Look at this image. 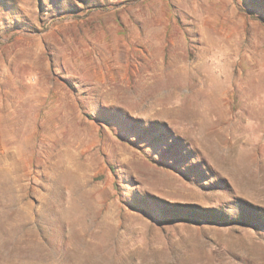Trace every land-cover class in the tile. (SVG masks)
Wrapping results in <instances>:
<instances>
[{
	"label": "rangeland",
	"instance_id": "obj_1",
	"mask_svg": "<svg viewBox=\"0 0 264 264\" xmlns=\"http://www.w3.org/2000/svg\"><path fill=\"white\" fill-rule=\"evenodd\" d=\"M0 212V264H264V0H0Z\"/></svg>",
	"mask_w": 264,
	"mask_h": 264
},
{
	"label": "bare ground",
	"instance_id": "obj_2",
	"mask_svg": "<svg viewBox=\"0 0 264 264\" xmlns=\"http://www.w3.org/2000/svg\"><path fill=\"white\" fill-rule=\"evenodd\" d=\"M78 164V163H77ZM62 165V164H61ZM65 167V166H64ZM69 169V168H68ZM63 172V171H62ZM75 174V173H74ZM62 177H63V179H65V180H74L75 179V176L73 177V174H71V173H65L64 175H61ZM8 177V176H7ZM58 177V176H57ZM18 178V177H17ZM74 178V179H73ZM60 179V178H59ZM61 180V179H60ZM69 183V182H68ZM59 184V183H58ZM68 185V184H67ZM62 186H63V184H62ZM72 187V186H71ZM47 188V187H46ZM62 188V187H61ZM21 189V188H20ZM50 189V188H49ZM63 190V189H62ZM62 190L61 189H54V190H51L52 191V193L53 194H55V195H62L61 193H62ZM65 190V189H64ZM28 191V190H27ZM72 191H74V192H77L78 194H81L80 196H79V198H85V193L84 192H81V190H80V188L78 187V186H74V187H72ZM4 193H6L9 197H10V203L7 205V207H13L14 208V206H15V202H16V210L19 212V214L17 215V216H20V217H27V215H29L28 214V212H26V209L25 208H23L22 206L23 205H21V207L18 205V201H19V199H18V197L20 196L19 194H18V190H14L13 188H6V189H4ZM27 193V192H26ZM27 195V194H26ZM49 196H50V193H49ZM51 196H52V194H51ZM88 196V195H87ZM22 197V196H21ZM20 197V198H21ZM39 197H40V195H39ZM42 197V196H41ZM57 197V196H56ZM75 197V196H74ZM55 198V197H54ZM3 199V198H2ZM62 199V198H61ZM7 200V199H6ZM21 200V199H20ZM79 200V199H78ZM6 202V201H5ZM29 202V201H28ZM31 202V201H30ZM59 203V202H58ZM28 204H30V203H28ZM28 204H26V205H28ZM89 204V203H88ZM67 205V204H66ZM75 205V204H74ZM4 206V205H3ZM25 206V205H24ZM58 206V205H57ZM78 206V205H77ZM70 207H72V206H70ZM90 207V206H89ZM94 206H92V208H93ZM99 207V206H98ZM39 208V207H38ZM50 208V207H49ZM48 208V209H49ZM79 208V207H78ZM91 208V207H90ZM4 209V208H3ZM6 210V209H5ZM9 210V209H8ZM40 210V209H39ZM44 210H46V209H44ZM43 210V211H44ZM93 210V209H92ZM99 210V209H98ZM2 211V210H1ZM51 211V210H50ZM11 212V211H10ZM72 212H73V210H72ZM77 212H80V210H78ZM101 212V211H100ZM0 213H2V212H0ZM4 213V212H3ZM7 213V212H6ZM49 213H52V211L51 212H49ZM62 213V212H61ZM66 213H68V212H66ZM66 213H64V215L66 214ZM10 214V213H9ZM47 214V213H46ZM76 214V213H75ZM78 214V213H77ZM1 215V214H0ZM7 215V214H6ZM23 215V216H22ZM44 215V214H43ZM48 215V214H47ZM52 215V214H51ZM68 215V214H67ZM85 215V214H84ZM92 215H93V213H92ZM49 216V215H48ZM70 216H71V214H70ZM73 216V215H72ZM76 216V215H75ZM89 216V215H88ZM96 216V215H95ZM135 218L133 219V220H131V221H140V222H142V217L141 216H139L137 213H135ZM6 217V216H5ZM4 217V218H5ZM45 217H47V216H45ZM60 217V216H59ZM97 217V216H96ZM93 218V217H92ZM106 216L104 215V214H102L101 215V218L98 220V219H96V218H93V219H90V221L88 222V221H85L86 220V218H84L83 216H76V217H68V218H66V216H65V218H64V230H66V231H70V233L73 235V236H76V237H78V236H82V235H84V234H86V232H89V235L92 233H94V234H99V233H101V235L100 236H105V238H103L105 241H106V243L104 244V246L103 247H101L102 246V244H100V242L98 243V244H96L95 242H93L92 240L91 241H85L84 243V246L83 247H81V245L80 246H78L77 248H74L70 253H68V256H67V260H69V261H71V262H73V263H76V264H94V263H104V260L102 259L101 260V258L103 257V255L105 254V253H107V251L109 250V248H108V250H106V249H104V247H106L108 244H107V240H109V238L111 237V236H114L113 234H115L116 233V231H118L119 230V228H120V226H121V224H115V223H110V222H108L106 219ZM108 218V217H107ZM19 219V218H18ZM40 219V218H39ZM38 219V220H39ZM49 219V218H48ZM85 219V220H84ZM1 220V219H0ZM15 220V219H14ZM23 220V219H22ZM18 221H20V220H18ZM21 222V221H20ZM25 222V221H24ZM45 222V221H44ZM46 223V222H45ZM19 224V223H18ZM22 224V223H21ZM26 225H27V223H25ZM34 224V223H33ZM1 225H2V230L3 231H5V233H9V229H7L8 227H7V222L6 221H3L2 223H1ZM39 225H42V223H40ZM35 227H36V225H35ZM40 227V226H39ZM19 228V227H18ZM17 227L16 228H14V230H17L18 229ZM61 228V227H60ZM95 228H98L97 230H95ZM125 230H126V232H129V231H132L133 230V228L132 227H129V226H126L125 225ZM31 230V229H30ZM37 230V229H36ZM63 230V231H64ZM137 230V229H136ZM28 231V230H27ZM53 231H55L56 233H59L60 232V230H58V229H56V227H54L53 228ZM15 232V231H14ZM119 232V231H118ZM117 232V233H118ZM125 232V233H126ZM70 233H69V235H70ZM84 233V234H83ZM119 233H121V232H119ZM124 233V234H125ZM36 234V233H35ZM63 235V234H62ZM117 235V234H116ZM127 235V234H126ZM95 236V235H94ZM13 237V236H12ZM119 237V236H118ZM121 237V236H120ZM134 238V236H132V237H129V239L131 240V239H133ZM76 239H78V238H76ZM94 240V239H93ZM73 241H74V239H73ZM79 241H80V239H79ZM13 242V241H12ZM97 242V241H96ZM8 243V242H7ZM74 243H76V242H74ZM81 243H83V242H81ZM70 244H72V243H70ZM77 244V243H76ZM123 244V243H122ZM99 245H101V246H99ZM74 246V245H73ZM29 247V246H28ZM27 246H26V248H28ZM31 247H34V246H31ZM41 246L38 244V246H36L35 248H33V249H38V248H40ZM30 248V247H29ZM32 249V250H33ZM37 249L35 250V251H37ZM9 250V249H8ZM24 252L26 251V249L25 250H23ZM27 251H30V249L29 250H27ZM5 253V252H4ZM21 253V252H20ZM30 253V252H29ZM28 253V254H29ZM150 255H151V257H152V255L153 256H155L153 259H156L155 261H158L159 259H160V257L161 256H159V255H157V252H155L153 249H151L150 250ZM149 253H147L148 255H149ZM160 253V252H159ZM8 254V253H7ZM31 254V253H30ZM33 254V253H32ZM130 254V253H129ZM163 255V254H162ZM1 258V257H0ZM111 258V257H110ZM162 258V257H161ZM8 259V258H7ZM153 262V261H152ZM70 263V262H69ZM145 263V262H144ZM118 264V263H117ZM155 264H157V263H155Z\"/></svg>",
	"mask_w": 264,
	"mask_h": 264
}]
</instances>
